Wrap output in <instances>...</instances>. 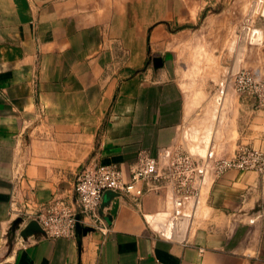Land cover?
<instances>
[{"label":"crops","instance_id":"0c3cea01","mask_svg":"<svg viewBox=\"0 0 264 264\" xmlns=\"http://www.w3.org/2000/svg\"><path fill=\"white\" fill-rule=\"evenodd\" d=\"M235 1L201 13L191 0H0V264H264L256 171L208 180L182 215L162 186L139 206L104 195L107 230L80 241L19 234L53 199L77 206L85 162L127 178L139 151H264V107L230 86L214 101L228 75L264 77V22Z\"/></svg>","mask_w":264,"mask_h":264},{"label":"built area","instance_id":"2783aa9c","mask_svg":"<svg viewBox=\"0 0 264 264\" xmlns=\"http://www.w3.org/2000/svg\"><path fill=\"white\" fill-rule=\"evenodd\" d=\"M228 86L237 93L253 96L258 106H264V79L256 71L241 69L226 76L217 88L221 93L218 100L222 99ZM232 169L262 173L264 152L245 144H239L229 156H219L208 148L196 157L174 145L161 148L156 157L139 151L127 178L114 164L88 161L74 179L77 206L56 198L41 207L33 219L51 238L73 237L77 223L105 232L107 227L99 214L104 191L122 193L139 206L145 192L158 191L162 186L170 192L172 216L182 215L188 204L191 212L195 210L208 180H215Z\"/></svg>","mask_w":264,"mask_h":264},{"label":"rangeland","instance_id":"374dc122","mask_svg":"<svg viewBox=\"0 0 264 264\" xmlns=\"http://www.w3.org/2000/svg\"><path fill=\"white\" fill-rule=\"evenodd\" d=\"M185 1H188V0H185ZM224 2L227 3L228 0H191L193 8H197L199 11H201V13H203L205 10H208L209 8L219 7L220 5H224ZM235 3L238 5L240 9L239 10L240 15L251 14L254 11L253 13L257 15V19L264 22V0H236ZM248 70H251V69H248ZM251 71H255V70H251ZM256 72L258 73V71ZM260 77L264 79V77L262 76ZM217 92L214 94V98H215V95H217ZM254 99H255V105L257 108L264 107V106H258L256 98ZM214 101L216 102V100ZM215 104H217V102ZM262 173H264V171Z\"/></svg>","mask_w":264,"mask_h":264},{"label":"water","instance_id":"95a60500","mask_svg":"<svg viewBox=\"0 0 264 264\" xmlns=\"http://www.w3.org/2000/svg\"><path fill=\"white\" fill-rule=\"evenodd\" d=\"M104 195H109L112 198V197H117V196L121 195V193L116 192V191H112V190H106V191H104L102 197ZM104 206H106V202L101 200V204L99 207V214L102 216V218H104L103 212H102ZM112 213H114V211H111V214ZM76 217H77V219L80 218L79 215H77ZM107 218L110 219V216L107 215ZM21 220H22V218L18 217L11 224V229H10V233H9L10 238H12V236H14L15 231L19 228V223H21ZM88 231H93V229L90 227H87V226H83L80 223H77L76 228H75V234H76L78 241H80L81 236L86 234ZM34 233L45 234L44 230L41 228V226L39 225V223L35 219H31V220L27 221L19 232L20 236L23 239H26L27 236L32 235Z\"/></svg>","mask_w":264,"mask_h":264},{"label":"bare ground","instance_id":"6f19581e","mask_svg":"<svg viewBox=\"0 0 264 264\" xmlns=\"http://www.w3.org/2000/svg\"><path fill=\"white\" fill-rule=\"evenodd\" d=\"M254 4H255V3H254ZM253 10H254V8H253ZM253 12H254V11H253ZM246 17H247V16H246ZM253 40H254V39H253ZM230 74H231V73H230ZM220 94H221V93H220V90H218L217 95H215V97L217 98V99H216V100H217V101H216V102H217L216 105H218V104L220 103V102L218 101V98L220 97ZM224 96H225V95H224ZM230 97H231V96H230ZM216 102H215V103H216ZM222 103H224V102L222 101ZM216 105H215V106H216ZM222 106H223V105H222ZM213 108H214V107H213ZM217 108H218V106H217ZM234 108H235V107H234ZM215 109H216V108H215ZM215 109H214V111H215ZM232 109H233V108H232ZM211 112H212V111H211ZM221 112H222V111H221ZM219 113H220V112H219ZM225 113H226V112H225ZM211 116H213V114H212ZM211 118H212V117H211ZM213 118H214V117H213ZM213 118H212V119H213ZM220 120H221V119H220ZM213 121H214V120H213ZM211 122H212V121H211ZM209 130H210V129H209ZM192 134H193V132H192ZM207 134H208V133H207ZM194 135H195V134H194ZM208 135H210V134H208ZM202 137H203V136H202ZM193 138H194V137H193ZM208 138H209V137H208ZM202 143H203V142H202ZM198 144H199V143H198ZM195 145H196V144H195ZM196 146H197V145H196ZM205 146L207 147V142H205ZM193 147H195V146H193ZM206 147H205V148H206ZM195 148H196V147H195ZM195 148H194V149H195ZM201 148H204V147H201ZM201 148H200V150L204 152V149H201ZM197 150H198V149H197ZM200 150H198V151H200ZM192 151H193V150H192ZM195 151H196V150H195ZM198 151H197V152H198ZM190 152H191V151H190ZM193 153H194V151H193ZM201 153H202V152H201ZM198 154H199V152H198Z\"/></svg>","mask_w":264,"mask_h":264}]
</instances>
